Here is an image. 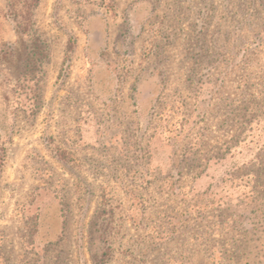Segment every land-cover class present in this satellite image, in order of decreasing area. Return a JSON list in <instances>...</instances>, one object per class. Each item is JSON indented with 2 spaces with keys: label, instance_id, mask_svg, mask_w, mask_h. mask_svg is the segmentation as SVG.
<instances>
[{
  "label": "rangeland",
  "instance_id": "1",
  "mask_svg": "<svg viewBox=\"0 0 264 264\" xmlns=\"http://www.w3.org/2000/svg\"><path fill=\"white\" fill-rule=\"evenodd\" d=\"M0 264H264V0H0Z\"/></svg>",
  "mask_w": 264,
  "mask_h": 264
}]
</instances>
